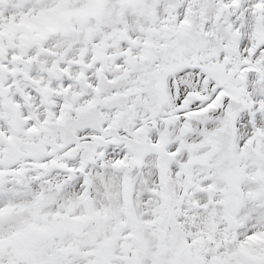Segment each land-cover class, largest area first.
Wrapping results in <instances>:
<instances>
[{
    "label": "snow or ice",
    "instance_id": "1",
    "mask_svg": "<svg viewBox=\"0 0 264 264\" xmlns=\"http://www.w3.org/2000/svg\"><path fill=\"white\" fill-rule=\"evenodd\" d=\"M0 264H264V0H0Z\"/></svg>",
    "mask_w": 264,
    "mask_h": 264
}]
</instances>
